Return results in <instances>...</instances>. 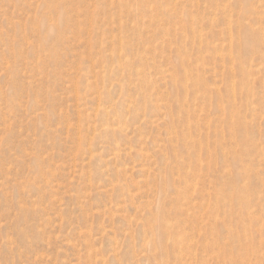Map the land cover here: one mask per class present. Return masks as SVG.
Wrapping results in <instances>:
<instances>
[{
  "label": "rangeland",
  "instance_id": "374dc122",
  "mask_svg": "<svg viewBox=\"0 0 264 264\" xmlns=\"http://www.w3.org/2000/svg\"><path fill=\"white\" fill-rule=\"evenodd\" d=\"M249 33L264 0H0V264H264Z\"/></svg>",
  "mask_w": 264,
  "mask_h": 264
},
{
  "label": "bare ground",
  "instance_id": "6f19581e",
  "mask_svg": "<svg viewBox=\"0 0 264 264\" xmlns=\"http://www.w3.org/2000/svg\"><path fill=\"white\" fill-rule=\"evenodd\" d=\"M255 40H257L258 42H256ZM241 43L245 47V49L255 48L257 44H261V43L264 45V34L247 35L241 40ZM197 81H199V79H197ZM198 83L200 84V82H198ZM180 85H182V84H180ZM229 91H230V95L232 96V100H231V103H230L231 105L229 106V109L227 111H224V114H226L224 120H228L229 116L234 118V120H232L230 122L234 128V130L232 131V136L235 139L236 132L239 131L243 127V121H242L241 117L239 116L237 110H235V85H232V87L229 89ZM218 96L219 97H217V98L219 99L221 96L220 95H218ZM228 112H229V114H228ZM237 123H238V130L235 131V124H237ZM186 136L187 135L185 134L183 138H185ZM242 143H243L242 146H245L243 153H241L240 151H239L240 153H237V152H235V150H232L230 153L233 156L232 165H234V166H235V163L238 162L240 159H242L243 156H249V154H251V141L245 139L242 141ZM193 146H195V144ZM205 152H206V148L201 147L199 149L198 153H193L192 156L197 155V156L201 157ZM233 172H234V169L231 168V173L233 174ZM217 195H218V193H217ZM217 195L215 193L213 194V199L215 198L216 201H215V203H212V204L215 206H217L219 203V201H218L219 199H218ZM211 199H212V197H211Z\"/></svg>",
  "mask_w": 264,
  "mask_h": 264
}]
</instances>
